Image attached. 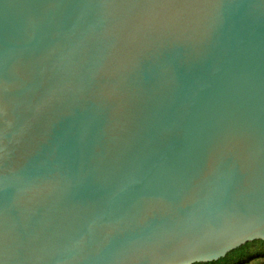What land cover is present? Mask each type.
Wrapping results in <instances>:
<instances>
[{"label": "water", "instance_id": "95a60500", "mask_svg": "<svg viewBox=\"0 0 264 264\" xmlns=\"http://www.w3.org/2000/svg\"><path fill=\"white\" fill-rule=\"evenodd\" d=\"M264 240V0H0V264H193Z\"/></svg>", "mask_w": 264, "mask_h": 264}, {"label": "trees", "instance_id": "16d2710c", "mask_svg": "<svg viewBox=\"0 0 264 264\" xmlns=\"http://www.w3.org/2000/svg\"><path fill=\"white\" fill-rule=\"evenodd\" d=\"M193 264H264V240L247 241L217 260Z\"/></svg>", "mask_w": 264, "mask_h": 264}]
</instances>
